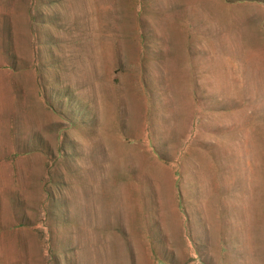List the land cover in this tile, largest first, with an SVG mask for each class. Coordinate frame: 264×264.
<instances>
[{
	"label": "rangeland",
	"instance_id": "obj_1",
	"mask_svg": "<svg viewBox=\"0 0 264 264\" xmlns=\"http://www.w3.org/2000/svg\"><path fill=\"white\" fill-rule=\"evenodd\" d=\"M0 264H264V0H0Z\"/></svg>",
	"mask_w": 264,
	"mask_h": 264
},
{
	"label": "bare ground",
	"instance_id": "obj_2",
	"mask_svg": "<svg viewBox=\"0 0 264 264\" xmlns=\"http://www.w3.org/2000/svg\"><path fill=\"white\" fill-rule=\"evenodd\" d=\"M246 185V184H245ZM249 185V184H248ZM250 190V189H249ZM250 192L246 187H243L242 193H241V200L243 203V217L245 218V223H248L249 220V211H248V202L250 199ZM253 195V194H252ZM256 198V197H255ZM252 199V197H251ZM254 202V201H253ZM257 203V202H256ZM252 208V207H251ZM254 221V220H253ZM254 224V223H253ZM249 229V228H248ZM245 230V229H244ZM246 231V230H245ZM245 243V242H244Z\"/></svg>",
	"mask_w": 264,
	"mask_h": 264
}]
</instances>
